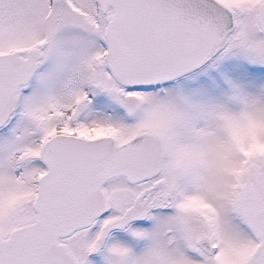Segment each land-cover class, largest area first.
<instances>
[{
  "label": "snow or ice",
  "instance_id": "obj_1",
  "mask_svg": "<svg viewBox=\"0 0 264 264\" xmlns=\"http://www.w3.org/2000/svg\"><path fill=\"white\" fill-rule=\"evenodd\" d=\"M0 264H264V0H0Z\"/></svg>",
  "mask_w": 264,
  "mask_h": 264
}]
</instances>
